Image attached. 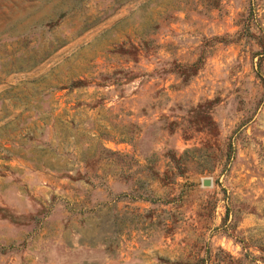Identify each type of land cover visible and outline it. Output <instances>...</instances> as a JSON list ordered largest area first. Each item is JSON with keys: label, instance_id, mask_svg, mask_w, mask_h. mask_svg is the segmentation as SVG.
I'll return each instance as SVG.
<instances>
[{"label": "rangeland", "instance_id": "374dc122", "mask_svg": "<svg viewBox=\"0 0 264 264\" xmlns=\"http://www.w3.org/2000/svg\"><path fill=\"white\" fill-rule=\"evenodd\" d=\"M0 264H264V0H0Z\"/></svg>", "mask_w": 264, "mask_h": 264}, {"label": "water", "instance_id": "95a60500", "mask_svg": "<svg viewBox=\"0 0 264 264\" xmlns=\"http://www.w3.org/2000/svg\"><path fill=\"white\" fill-rule=\"evenodd\" d=\"M202 184H203V185H208V184H209V180H208L207 178H204V179L202 180Z\"/></svg>", "mask_w": 264, "mask_h": 264}]
</instances>
